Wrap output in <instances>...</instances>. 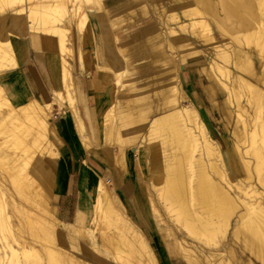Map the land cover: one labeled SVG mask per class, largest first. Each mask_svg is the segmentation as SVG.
Listing matches in <instances>:
<instances>
[{"label":"bare ground","instance_id":"obj_1","mask_svg":"<svg viewBox=\"0 0 264 264\" xmlns=\"http://www.w3.org/2000/svg\"><path fill=\"white\" fill-rule=\"evenodd\" d=\"M67 1L0 0V110L6 109L0 113V128L9 135L0 144V264H108L82 226L91 189L94 230L114 260L126 254L129 264H264V0L173 1L170 8L181 15L163 23L166 32L149 40V52L124 61L129 39L114 35L105 13H120L140 1L73 0L82 16L87 8L98 10L99 65L114 70L115 84L123 87L125 78H139L136 88L118 93L110 111L106 97L99 113L106 129L100 133L84 122L76 107L85 89L73 74V63L84 67L87 45L81 26L86 17L78 23L76 53L52 21ZM34 36H41L46 50L61 58L62 90L52 91V100L47 94L27 97L15 76L14 42ZM244 42L259 48L258 68ZM203 57L208 66L200 73V83L211 102L207 124L186 91L187 77L181 71ZM97 78L101 87L110 86L111 76L104 69ZM155 96L164 103L156 109ZM123 101L139 108L137 116L123 118L139 120L130 126L134 131L126 140L122 131L127 123L114 115ZM66 106L79 135L80 162L49 122L54 107L62 111ZM136 144L148 163L150 214L124 180L131 175L128 146ZM91 156L124 188L140 226L88 165ZM75 174L80 176V192L74 223L63 225L58 194L64 192L63 178ZM153 227L163 244L149 241Z\"/></svg>","mask_w":264,"mask_h":264},{"label":"rangeland","instance_id":"obj_2","mask_svg":"<svg viewBox=\"0 0 264 264\" xmlns=\"http://www.w3.org/2000/svg\"><path fill=\"white\" fill-rule=\"evenodd\" d=\"M103 3L107 4L110 1L114 0H101ZM138 4L133 5L131 9H126L120 13H105L106 19L109 21L108 24H113L111 30H113L114 35H117L120 39L127 38L129 42H127L126 50L128 55L124 60H129L133 57L137 56V53L141 51L149 52L152 42L150 39H154L158 37L160 34H165L166 26L163 24L171 23V17L176 15L180 16L178 10H173L170 8V3L176 0H138ZM140 4H145V10L139 8ZM75 4L73 0H68L63 6L61 5V9L57 12H60L59 18H56L54 24H56L59 28L63 29L65 34L67 35L70 44L73 47V51L77 52L78 43H80V25L78 23L82 17H86L85 24L81 26L82 28V35H84L85 45H87V50L85 51V59H84V67L81 68L78 64L77 60H74L73 65L75 66V70L73 72L76 78H79L81 83L84 85V93L80 96L77 108L83 114V120L87 125H90L94 128L98 133L102 130L106 129V124L104 122V115L99 114L100 108L103 106V97L106 95L111 100L109 107L107 110H111L115 108L118 93L127 94L131 88H136L138 86V80L136 76L134 77H127L123 81L121 86H117L114 82V70L109 68H103L99 65V45L100 42L97 43V34L100 33L101 27L97 25L96 18L98 10L96 8L90 9L87 8L84 11V15L82 16L81 12H75L74 10ZM237 23V20H233ZM155 24V25H154ZM135 36V43L131 45L130 40H132ZM227 39H229L227 37ZM159 39L157 38L156 41L158 42ZM243 46L249 49H252L253 52V60L256 63L258 68V59L256 58V54L259 51V48L256 46L247 45L246 42L243 43ZM138 58V57H137ZM190 59V58H189ZM191 67L186 69L182 68L181 71L187 77V84H186V91L190 95V99L196 103V107L198 108L201 121L204 123H210V119L208 118V113L210 109L209 99L204 95L201 83H200V73L203 68L208 66V62L203 57L202 59L198 60L197 62L190 63ZM105 70L111 76V84L110 86L102 84V87L98 83V75L100 71ZM132 70V68H131ZM247 74V73H246ZM16 79L21 83L23 86L25 93H27V97L31 94V85L24 79L17 71L15 73ZM108 93V94H107ZM250 95V93H248ZM249 97V96H248ZM39 99L40 96H37ZM53 95L50 97L52 100ZM163 97H156L154 105L152 108H157L161 106L163 103ZM247 99V98H246ZM247 100L244 99L246 103ZM155 102H157L156 105ZM159 102V103H158ZM12 105L13 102L11 101ZM164 104V103H163ZM14 106V105H13ZM184 106L189 107L190 103H184ZM68 106L64 107L62 111H59L58 107H54V111L52 116L49 118V122L53 123L54 126L58 128L61 132L63 138L65 139L68 147L70 148L71 152L76 154L77 162L81 161V156L79 152V135L76 131L74 119L68 110ZM6 109H1L0 113L5 112ZM139 108H136V105L129 101H123L121 107H116L114 109L115 120L117 121H124L123 118L131 113V116H137ZM157 115H152L149 121L152 118H155ZM148 121V122H149ZM122 123H127L124 126L122 134L123 139L126 140L131 132L134 130L131 129L130 126L133 123H139V120L135 119L134 121H124ZM147 133V132H145ZM146 135V134H145ZM144 135V136H145ZM218 137L221 138V134L217 133ZM7 136L6 130L2 127L0 128V144L3 143ZM100 146L103 148L106 146L105 140L100 142ZM118 146H114L115 152H118ZM128 154L131 156L130 168H131V175H126L124 180L126 184H129L134 190L135 195L139 202L145 204V208L149 211L148 214L151 213V207L149 203V188L150 184L146 179L145 170L148 166L146 160L140 155V147L136 145L128 146ZM92 158H87L88 165L93 169V171L105 179L108 183L109 191L111 193H116L120 200L124 203L126 208L129 211L130 217L133 222L140 226V220L138 213L134 210L128 196L122 186H117L112 179L111 176L108 175V171L102 166L100 161H98L95 157L91 156ZM37 160V159H36ZM96 178V176H94ZM80 176L78 174L66 176L63 178L62 187L64 189L63 193L58 194V201H57V208L59 211L58 219L63 225L73 224L74 223V215L76 211V204L78 202L79 192H80ZM87 195V202L89 203L88 214L85 220L84 225H82L85 229V235L90 236L95 240V248L97 251L96 253L100 254L101 256L105 257L108 260V264H129L130 259H126V254L121 255L120 260H114L111 255H109L99 244V238L95 232V222L93 219V214L91 213L92 207L95 202L94 196V189L88 191ZM147 203V204H146ZM147 211V212H148ZM155 231H153L149 236V241L153 244V242H157L158 240L161 241L159 234L156 231V228L153 227ZM142 230V229H141ZM80 231V229H79ZM83 231L78 232L77 235V242H82V233ZM162 243V241H161ZM163 244V243H162ZM166 253V252H165ZM129 258V257H128ZM94 264H101V262H94Z\"/></svg>","mask_w":264,"mask_h":264},{"label":"crops","instance_id":"obj_3","mask_svg":"<svg viewBox=\"0 0 264 264\" xmlns=\"http://www.w3.org/2000/svg\"><path fill=\"white\" fill-rule=\"evenodd\" d=\"M13 56L19 73L31 85V94L51 97L52 91L62 90L61 58L46 50L41 36L15 40ZM72 154L77 162L76 154Z\"/></svg>","mask_w":264,"mask_h":264}]
</instances>
